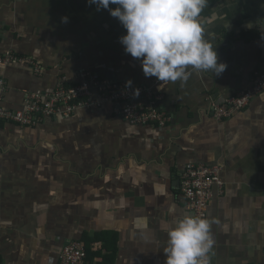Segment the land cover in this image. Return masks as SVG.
<instances>
[{"label":"crops","instance_id":"crops-1","mask_svg":"<svg viewBox=\"0 0 264 264\" xmlns=\"http://www.w3.org/2000/svg\"><path fill=\"white\" fill-rule=\"evenodd\" d=\"M200 20L226 69H189L186 81L162 84L124 52L126 30L106 9L0 0V53L31 56L45 71L0 66L1 107L19 109L27 94L51 92L59 75L90 70L150 88L171 116L163 129L131 125L110 106L33 128L2 122L0 264H55L68 241L83 244L90 263L165 264L167 227L188 214L187 164L221 168L222 193L208 209L210 264H264V92L231 118L216 121L210 111L264 69V0H207Z\"/></svg>","mask_w":264,"mask_h":264},{"label":"built area","instance_id":"built-area-1","mask_svg":"<svg viewBox=\"0 0 264 264\" xmlns=\"http://www.w3.org/2000/svg\"><path fill=\"white\" fill-rule=\"evenodd\" d=\"M26 65L41 76L44 68L31 56H18L10 51L0 53V66ZM6 82L0 76V99ZM264 92V69L254 73L251 85L222 103L212 102V118L222 121L245 109L252 99ZM162 96L143 85L126 86L125 80L101 76L90 70L79 71L73 79L59 75L51 92L37 90L26 95L19 109L0 106V124L13 123L19 127L33 128L46 119L69 117L79 110L110 106L116 116L131 125L166 128L171 116L159 106ZM224 183L221 168L216 165L187 164L180 175V191L189 215L208 219V209L215 190ZM210 253V252H209ZM208 261L210 264V255ZM55 264H96L88 262L87 250L78 241H68L59 253Z\"/></svg>","mask_w":264,"mask_h":264},{"label":"clouds","instance_id":"clouds-1","mask_svg":"<svg viewBox=\"0 0 264 264\" xmlns=\"http://www.w3.org/2000/svg\"><path fill=\"white\" fill-rule=\"evenodd\" d=\"M86 2L98 11L106 9L126 30L119 43L126 54L140 61L146 78L155 77L162 84L186 81L189 69L219 75L227 67L218 63L214 46L205 39L200 15L207 0ZM126 86H131V81H126ZM211 224L207 218L189 214L175 217L167 227L165 264H209L208 253L214 244Z\"/></svg>","mask_w":264,"mask_h":264}]
</instances>
